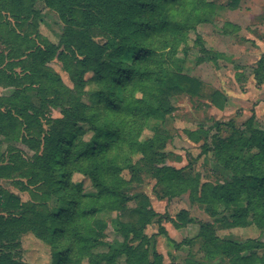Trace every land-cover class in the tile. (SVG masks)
I'll return each instance as SVG.
<instances>
[{
	"label": "trees",
	"instance_id": "obj_1",
	"mask_svg": "<svg viewBox=\"0 0 264 264\" xmlns=\"http://www.w3.org/2000/svg\"><path fill=\"white\" fill-rule=\"evenodd\" d=\"M38 1L65 25L56 44L39 34ZM214 7L207 0H0V86L14 89L0 97V139L33 151L26 159L9 146L0 165V179L28 195L23 201L0 188V264H28L18 253L19 239L28 233L49 245L54 264H117L120 257L125 264H164L156 239H171L163 223L178 229L190 220L185 209L160 214L146 195L131 193L144 173L164 189L158 200L170 203L187 194L190 203L206 206L213 220L200 224L197 235L206 260L264 264V243L223 238L216 230L217 224L264 230V131L252 127V118L247 136L233 129L240 136L213 135L210 146H201L200 154H211L225 175L223 184L202 182L199 171L185 176L189 163L166 165L170 98L200 90L198 81L175 70L173 56ZM54 60L71 86L49 66ZM260 69L264 55L254 74L262 85ZM223 100L218 92L211 95L218 109ZM47 109L61 116L48 118L44 129ZM145 130L151 137L141 140ZM75 175L88 179L94 192H84ZM103 213L116 214L120 244L107 241ZM154 225L157 232L148 236ZM99 247L106 250L95 253Z\"/></svg>",
	"mask_w": 264,
	"mask_h": 264
},
{
	"label": "rangeland",
	"instance_id": "obj_2",
	"mask_svg": "<svg viewBox=\"0 0 264 264\" xmlns=\"http://www.w3.org/2000/svg\"><path fill=\"white\" fill-rule=\"evenodd\" d=\"M207 1L215 5L213 15L208 22L198 24L195 30L188 33L186 46L182 44L173 56L175 70L198 81L200 90L196 96L178 94L170 98L173 112L166 121V132L170 137L165 147L168 155L166 165L183 168L189 163L185 176H193L199 171L202 182L223 184L225 175L216 167L211 154L207 158L200 154L201 146L205 142L210 146L213 135L237 138L239 134L235 131H240L247 136L246 122L250 118L252 127L264 131V83L257 84L254 77L258 61L264 55V0H237L236 4L233 0ZM34 8L39 14V34L54 44L58 43L65 25L56 11L47 8L40 1L35 3ZM2 50L4 51V46L0 43V52ZM49 66L61 76L66 85L71 86L58 61L54 60ZM15 71L19 72V69ZM258 71L259 77L264 76V69ZM13 90L12 87L0 86V97L10 96ZM27 92L30 100L38 104L36 92L33 89ZM215 92L224 99L222 109H218L211 102V95ZM60 116L58 109H47L45 116L41 118L43 128H47L48 118L55 119ZM151 134L149 130H145L141 140L148 139ZM9 146L26 159L33 154L24 143L1 138L0 165L6 160ZM123 176L129 177L127 172ZM73 180L82 183L84 192H94L88 179L75 175ZM0 188L16 192L23 201L28 200V195L19 193L10 180L0 179ZM131 193L146 195L152 208L158 212V196L164 193V189L156 185L150 173H144L141 175V184L133 188ZM136 204V201H130L128 206L132 208ZM182 209L188 211L190 223L187 222L178 229L171 223H163L171 241L163 234L156 239L157 251L163 256L164 264H183L187 259H193L198 264H219V259L211 261L204 258V249L197 238L200 224L213 220L205 205L190 203L185 194L170 203L161 201V213H158L168 212L174 216ZM222 211V207H219L218 212ZM100 216L108 224L107 241L120 244L122 238L115 232L116 214L103 213ZM219 226L216 225V230L220 237L239 242L256 239L264 243V230H258L255 226L232 229H221ZM156 232L155 225L146 229L148 236ZM19 242L18 253L22 261L28 264H54L49 245L34 235L24 234ZM105 250L106 248L99 247L93 251L101 253ZM116 263L125 264L124 257L117 258Z\"/></svg>",
	"mask_w": 264,
	"mask_h": 264
},
{
	"label": "crops",
	"instance_id": "obj_3",
	"mask_svg": "<svg viewBox=\"0 0 264 264\" xmlns=\"http://www.w3.org/2000/svg\"><path fill=\"white\" fill-rule=\"evenodd\" d=\"M157 211L161 213V201L157 203Z\"/></svg>",
	"mask_w": 264,
	"mask_h": 264
}]
</instances>
